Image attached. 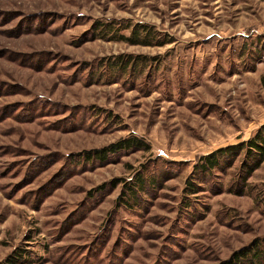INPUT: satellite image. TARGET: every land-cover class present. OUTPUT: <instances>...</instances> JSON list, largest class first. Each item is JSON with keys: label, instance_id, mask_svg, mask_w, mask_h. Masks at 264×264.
<instances>
[{"label": "rangeland", "instance_id": "374dc122", "mask_svg": "<svg viewBox=\"0 0 264 264\" xmlns=\"http://www.w3.org/2000/svg\"><path fill=\"white\" fill-rule=\"evenodd\" d=\"M263 76L264 0H0V264H220L263 240L264 163L199 168L264 127ZM130 138L148 150L96 158Z\"/></svg>", "mask_w": 264, "mask_h": 264}, {"label": "trees", "instance_id": "16d2710c", "mask_svg": "<svg viewBox=\"0 0 264 264\" xmlns=\"http://www.w3.org/2000/svg\"><path fill=\"white\" fill-rule=\"evenodd\" d=\"M262 86L264 88V76L262 78ZM149 147L143 145V142L137 138H130L123 140L116 145H112L109 149L96 151L94 154L96 158L101 161L107 159L108 153H116L119 150L125 149H137L148 150ZM246 149L247 159H253L254 163L250 165L247 171V175H251L264 163V127L250 141L242 143L236 147H229L227 149H220L217 152L204 157L199 168L201 171H212L219 166L220 158L228 154L229 152H241ZM247 166V163L244 164ZM192 191V189H190ZM264 239H256L249 245L241 247L234 251L232 255L220 262V264H262L264 262ZM8 257V261L11 262V258Z\"/></svg>", "mask_w": 264, "mask_h": 264}, {"label": "crops", "instance_id": "0c3cea01", "mask_svg": "<svg viewBox=\"0 0 264 264\" xmlns=\"http://www.w3.org/2000/svg\"><path fill=\"white\" fill-rule=\"evenodd\" d=\"M263 78V77H262ZM264 89V88H263Z\"/></svg>", "mask_w": 264, "mask_h": 264}]
</instances>
